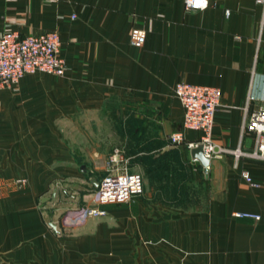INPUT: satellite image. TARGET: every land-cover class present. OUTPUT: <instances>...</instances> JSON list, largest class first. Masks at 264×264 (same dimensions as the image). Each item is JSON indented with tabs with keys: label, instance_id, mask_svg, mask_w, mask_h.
<instances>
[{
	"label": "crops",
	"instance_id": "crops-1",
	"mask_svg": "<svg viewBox=\"0 0 264 264\" xmlns=\"http://www.w3.org/2000/svg\"><path fill=\"white\" fill-rule=\"evenodd\" d=\"M133 28L146 33L142 48L129 43ZM51 31L64 76L26 75L0 91V264H264V185L240 175L264 183V161L225 155L204 170L169 141L176 132L198 137L183 128L173 92L185 82L220 89L217 143L253 149L241 125L245 108L264 109V8L255 0H210L195 12L183 0H0V34ZM116 106L123 119L133 111L135 141L156 174L142 176L131 200L101 205L104 216L64 225L65 211L91 202L104 174L109 147L94 136L106 137Z\"/></svg>",
	"mask_w": 264,
	"mask_h": 264
},
{
	"label": "built area",
	"instance_id": "built-area-1",
	"mask_svg": "<svg viewBox=\"0 0 264 264\" xmlns=\"http://www.w3.org/2000/svg\"><path fill=\"white\" fill-rule=\"evenodd\" d=\"M255 3L264 8V0H255ZM183 4L185 11L195 12L207 9L210 0H183ZM228 15L229 12L225 11V16ZM145 39L146 33L143 29L130 30L129 43L132 47L142 48ZM60 46L59 34L55 31L24 37H20L16 32L0 34V91L11 88L26 75L44 74L55 78L63 77L66 65L60 56ZM173 92L183 111V128L197 132L198 137L187 140L182 132H176L169 136L172 145H183L189 151L201 145L203 155L209 161L221 159L225 155H231L235 162L242 157L264 161L263 108L248 115H246L247 109H244L245 117L241 125V133L252 134L254 146L251 151H242L239 147L231 149L213 139L214 116L221 101L219 88L178 82ZM129 160L122 147H114L106 156L103 164L104 174L99 180L91 202L67 209L62 223L72 226L90 218L102 217L106 211L101 205L124 203L141 194L142 175L129 170ZM240 175L252 187L264 185L255 181L247 170H242ZM235 216L254 220L260 218L258 214L249 212L235 213ZM56 231L58 232V229Z\"/></svg>",
	"mask_w": 264,
	"mask_h": 264
},
{
	"label": "rangeland",
	"instance_id": "rangeland-1",
	"mask_svg": "<svg viewBox=\"0 0 264 264\" xmlns=\"http://www.w3.org/2000/svg\"><path fill=\"white\" fill-rule=\"evenodd\" d=\"M118 108L119 106L113 110L115 113L114 118H111L109 122L105 121L103 124L104 129L109 131L106 137L103 136L106 140H100L103 138L102 136H94L95 143L102 141L105 144L107 143L109 147L107 153H110L112 151H110V149L114 147L124 148L127 156L131 157L130 165L132 171L140 173L143 178L147 175H155L156 173L151 172L152 168L150 162L152 156L147 150H145L147 146L137 144L135 136L133 135L134 123H138V120L133 118V111L130 109L128 110V107H126L128 112L125 113V119L119 117L118 114L123 111H118ZM124 129L126 130V133L123 132ZM175 175L178 176L179 173H175ZM1 187H7V185H1ZM9 189L10 188L1 189V192L8 191Z\"/></svg>",
	"mask_w": 264,
	"mask_h": 264
},
{
	"label": "water",
	"instance_id": "water-1",
	"mask_svg": "<svg viewBox=\"0 0 264 264\" xmlns=\"http://www.w3.org/2000/svg\"><path fill=\"white\" fill-rule=\"evenodd\" d=\"M190 155L193 159L197 160L204 170L208 169L209 166V159L203 155L202 147L201 145H198L197 147L190 150ZM51 226L55 228V224L51 223Z\"/></svg>",
	"mask_w": 264,
	"mask_h": 264
},
{
	"label": "trees",
	"instance_id": "trees-1",
	"mask_svg": "<svg viewBox=\"0 0 264 264\" xmlns=\"http://www.w3.org/2000/svg\"><path fill=\"white\" fill-rule=\"evenodd\" d=\"M185 147V146H184ZM186 148V147H185ZM186 150H188L187 148H186ZM127 154V153H126Z\"/></svg>",
	"mask_w": 264,
	"mask_h": 264
}]
</instances>
